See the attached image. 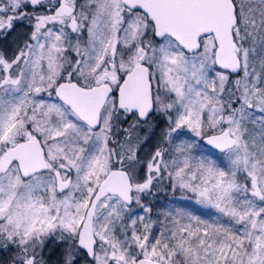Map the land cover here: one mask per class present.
Returning a JSON list of instances; mask_svg holds the SVG:
<instances>
[{
	"label": "snow or ice",
	"instance_id": "6c2138e0",
	"mask_svg": "<svg viewBox=\"0 0 264 264\" xmlns=\"http://www.w3.org/2000/svg\"><path fill=\"white\" fill-rule=\"evenodd\" d=\"M0 264H264V0H0Z\"/></svg>",
	"mask_w": 264,
	"mask_h": 264
},
{
	"label": "rangeland",
	"instance_id": "374dc122",
	"mask_svg": "<svg viewBox=\"0 0 264 264\" xmlns=\"http://www.w3.org/2000/svg\"><path fill=\"white\" fill-rule=\"evenodd\" d=\"M171 197H172L171 192H168L166 195L161 194L159 204L164 205L165 208L168 207ZM176 200H177L179 206H185V205L189 204V201L183 199L182 194L179 192L176 193ZM163 210H164V208H160V207H157V209H156V211H163ZM205 218H207V217H205Z\"/></svg>",
	"mask_w": 264,
	"mask_h": 264
}]
</instances>
